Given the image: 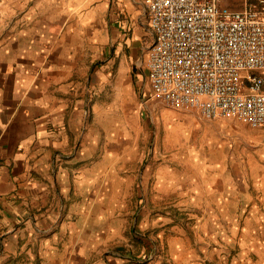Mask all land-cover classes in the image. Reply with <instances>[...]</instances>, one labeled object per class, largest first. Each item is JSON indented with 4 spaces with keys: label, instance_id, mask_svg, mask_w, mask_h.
<instances>
[{
    "label": "crops",
    "instance_id": "0c3cea01",
    "mask_svg": "<svg viewBox=\"0 0 264 264\" xmlns=\"http://www.w3.org/2000/svg\"><path fill=\"white\" fill-rule=\"evenodd\" d=\"M45 1L0 0V264H264V170L148 163L142 0Z\"/></svg>",
    "mask_w": 264,
    "mask_h": 264
},
{
    "label": "built area",
    "instance_id": "2783aa9c",
    "mask_svg": "<svg viewBox=\"0 0 264 264\" xmlns=\"http://www.w3.org/2000/svg\"><path fill=\"white\" fill-rule=\"evenodd\" d=\"M142 0L151 95L204 119L264 128V0Z\"/></svg>",
    "mask_w": 264,
    "mask_h": 264
},
{
    "label": "rangeland",
    "instance_id": "374dc122",
    "mask_svg": "<svg viewBox=\"0 0 264 264\" xmlns=\"http://www.w3.org/2000/svg\"><path fill=\"white\" fill-rule=\"evenodd\" d=\"M43 1V4H46V1ZM17 2L20 5H33L37 0ZM229 2L233 7H241L240 2ZM114 7L119 18L118 43L122 44L119 53L124 56V63L133 67L137 74L134 82L136 94L142 103L143 112L147 115L145 118L150 122L148 163L157 166L162 162V165H177L184 170L196 166L197 162L215 170L226 167L232 173L233 181H237L235 177L240 172H262L264 128L252 129L234 119L207 120L195 112L169 107L151 95L145 76L141 72L145 52L152 42L144 8L140 4L136 5L134 14L130 15L125 10L117 9L116 4ZM1 19H4V13H0ZM124 33L125 39H121ZM127 40L128 43H125ZM175 156L179 160L178 163ZM164 159L166 161H163ZM248 183L252 186L253 180H248Z\"/></svg>",
    "mask_w": 264,
    "mask_h": 264
}]
</instances>
